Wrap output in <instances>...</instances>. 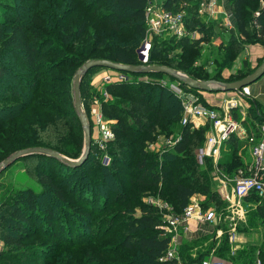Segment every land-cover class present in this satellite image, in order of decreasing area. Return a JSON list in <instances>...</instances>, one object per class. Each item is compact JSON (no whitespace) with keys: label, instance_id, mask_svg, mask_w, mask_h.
<instances>
[{"label":"trees","instance_id":"obj_1","mask_svg":"<svg viewBox=\"0 0 264 264\" xmlns=\"http://www.w3.org/2000/svg\"><path fill=\"white\" fill-rule=\"evenodd\" d=\"M14 1L15 4L4 8L11 18L0 20V55L1 53L15 55L26 77L22 73L19 74L12 71L13 69L0 65V156H6L21 148L32 147L52 150L61 156L71 158L73 155L70 148L62 145V142L58 140H71L74 137V143L81 144L79 123L70 104L66 108L58 109L46 102V99L50 101L51 98L41 90V83L46 81L44 75L54 69L64 68L68 64L82 63L79 58L65 54L66 49L82 41L90 53L100 57L95 60H106L121 65H138L135 49L139 43L135 47H132V44L135 39L141 41L144 38L143 11L147 0ZM199 1L201 0H162L160 5L163 10L170 12L184 10L185 19L188 22L186 27L190 30L197 27L199 33H206V27L202 23L198 24L196 20ZM184 3L186 4L183 5ZM229 6L235 32L231 31L228 43L226 46H221L224 53L235 56L247 44L258 42L264 45V0H230ZM98 8H103L105 11L96 12ZM77 12H81L82 17L72 18ZM206 38L208 36L203 39ZM168 39L169 41L159 37L152 38L148 63H157V66H164L174 71L177 68H184L187 64L192 65L193 60L197 59L202 38L192 41L186 38ZM170 41L174 45L169 47L167 42ZM174 51L178 54L169 56V53ZM2 59L5 58L2 57ZM243 65L247 67L245 63ZM93 69L95 68L89 71ZM191 72L189 70L184 73L193 80L208 79L201 76L202 73L199 71ZM246 72L250 73L251 70ZM127 75L129 78L126 81L106 86V92L113 99L100 104L102 116L115 121L112 126L115 138L107 151L111 157L109 163L128 166L129 163H124L122 157L134 160L132 163L134 179L130 178L132 181L127 182L126 191L128 192L126 194L108 192L113 196L112 204L120 207V210L115 212V215L107 217L108 220L104 222L106 227L103 229H101L102 222H99L96 236H90L88 234L89 215H84L79 221V228H76L78 226L72 220L75 212L67 211L63 207L66 202L62 191L56 187L49 174L44 171L35 172L36 175L33 176L38 185L53 197L50 205L54 202L64 208L62 211L65 210L64 218H60V221L55 218V212L50 208L46 210L40 223L45 225L42 232L48 233V237L56 240L58 237L56 231L65 230L64 234H67V238L64 242L60 241V244L67 249L110 242L108 247L98 248L99 263L89 264H103L102 258L121 261L111 264H199L207 257L223 264H255L254 260L264 264V241L261 248L256 250V254L253 247L230 252L224 230L219 240H213L211 235H207L181 242L176 252L179 262L175 259L158 262V259L168 250L171 236L163 234L158 229L162 225L161 213L140 200V196L147 189L148 192L151 188L157 189L158 196L162 200L172 203L174 214H180L194 196L204 197V201L200 204L203 211L210 207L221 211L223 203L216 190L210 189V184L213 182L211 160L205 158L203 165H199L195 157L196 150L205 141L204 132L207 126L209 128V124L205 122V129L194 130H190L189 123L181 126L179 140L166 150L164 153L166 158L162 157L159 161L153 160V157L145 150V146L153 143L158 136L167 137L172 134L169 126L172 123H180L181 107L178 100L164 89L165 87L146 84L143 80L134 79L136 75ZM149 76L161 75L149 74ZM242 78L244 77L233 75L227 81ZM154 85L157 88L152 87ZM187 90L191 93L196 91ZM42 96L43 101L42 98L40 99ZM30 117H33V123L24 124ZM232 118L235 119L233 115ZM261 124H250L251 133L255 138L258 137L257 127ZM72 132L74 136L70 135ZM133 134L138 135L135 145L128 140ZM24 140L27 143H24ZM239 148L233 135L223 143L221 154L225 150L227 152L216 163L220 174L232 176L234 173L242 172L243 176L249 175L247 172L249 165L245 166L242 162L238 155ZM98 153L100 152L90 147L87 158L78 167L65 166L54 159L39 155H34L28 160H31L32 164L41 163L43 167L62 165L71 172V179L76 177L74 183L76 185L80 180L86 179L92 170L104 169L98 165ZM132 184L135 186H131ZM75 199L77 202H80L78 199H82L83 202L80 204L87 208H90L95 200L94 198L91 204H88L85 198H80L76 193ZM245 199L257 203L252 211V218L248 220L249 224L256 227V223L252 221L256 219L264 221V207L260 205L264 203V196L250 195ZM36 200L37 195L31 190L23 194L11 193L1 196L0 239L8 249L18 251L21 249V241H27L29 237L35 235V231L29 226V221L32 220L35 223L38 221L35 215ZM96 211L95 215L105 214L108 207L100 205ZM122 218L123 222L119 224V227L124 232L122 237L117 238L116 234L111 233L117 229L114 222ZM77 229L79 231L85 229L84 234ZM24 232H28L31 236H24ZM80 234L82 238H79ZM88 251L84 253L83 258L89 262L91 259L88 257ZM129 253L136 255L131 256ZM23 254L22 256L25 257ZM34 255L35 258L27 257L30 263L36 260L41 264H61L64 257V253L58 252L57 246L45 256L37 253ZM17 262H20L19 257L0 253V264Z\"/></svg>","mask_w":264,"mask_h":264},{"label":"rangeland","instance_id":"obj_2","mask_svg":"<svg viewBox=\"0 0 264 264\" xmlns=\"http://www.w3.org/2000/svg\"><path fill=\"white\" fill-rule=\"evenodd\" d=\"M88 1V0H86ZM101 1V0H99ZM105 1V0H103ZM229 1L230 0H219V6H221L223 12L225 14H230V9H229ZM153 3H162V0H153ZM15 4L14 0H0V20L2 19H10L11 16L10 14L6 13L4 11V8L7 5H13ZM184 3L183 5H185ZM105 9L103 8H98L96 12H104ZM81 12H77L73 14L72 18L75 17H82ZM253 16V15H252ZM189 17V15H188ZM206 18H201L198 17L197 22L198 24L202 23L205 28V32L207 29V32L204 33H199L197 31V27L193 28L192 30L187 29V31L192 32V31H197L194 36V40L196 39H201V46L197 55V59L192 62V65H185L184 68H177L175 71L179 74L185 75L186 76V71L190 72L191 71H199L202 73L201 76L208 77L207 80H201V81H214V82H219V83H229V82H234V81H227L228 78L233 77V75H239L242 77H246L247 75L251 74L252 71L262 62H258L254 68H252L253 65L251 63H248L245 59L243 60L245 56V51L244 48L242 49L241 52L233 56L232 54H227L224 53L221 48V46H226L228 43V37H229V32L220 28L221 31H218L219 29L217 26L218 24H221V19L219 20H211V21H205L203 22ZM188 23L187 20L185 19V24ZM205 23V24H204ZM91 28V27H90ZM92 29V28H91ZM235 32V29L233 30ZM200 36V37H199ZM205 36L208 38H205ZM160 38V37H159ZM162 39H166L169 41L168 38H170L168 35L163 34ZM205 40V41H204ZM142 41V40H141ZM139 39H135L134 43L132 44V47H135L138 43L140 44L141 42ZM150 43H152V38H149ZM208 41V42H207ZM220 42V43H219ZM83 43V46L81 44ZM82 43L75 44L72 46L70 49H66L65 54L71 57H77L80 60H82V63L80 62L79 64H68L64 68H58L54 69L53 71H50L44 77H46V81L41 83V90L45 92L51 99L50 101L46 99V102L51 103L52 106H55L58 109H63L66 108L68 104L71 105L72 107V83H73V78L76 73V71L88 60H95L98 57L97 54L95 53H90L88 47H86L84 41ZM138 44V45H139ZM168 46H173L174 43L167 42ZM178 54L177 51H174L173 53H169V56ZM176 56V55H175ZM4 57L5 59H2ZM85 60V62L83 61ZM226 61V62H224ZM246 64L247 67H244L243 64ZM157 63L153 64H147L146 66H157ZM162 64V63H161ZM160 64V65H161ZM0 65L13 69L12 71L18 72L19 74L22 73L24 77H26V73L21 70V63L18 60V58L13 55V54H3L1 53L0 55ZM247 70H251L250 73H247ZM185 72V73H184ZM192 73V72H191ZM108 74V71L106 69H93L86 73L80 80L79 86H78V96H79V101H80V106L83 114L85 115L86 121L88 123V129L90 133V147L95 148L98 152V165L102 169H95L92 170L89 173V176L86 179H82L78 182V184H74L76 181V177L71 179V172L66 169L65 167L63 168L62 165L58 166L56 165H51L50 167L46 166H41V163L37 164H32L31 160H28L29 158H32V156H26L23 158H20L18 160H15L12 164H10L8 167H6L4 170L0 172V199L1 196L3 195H8L11 193L14 194H23L27 190H31L33 193L37 195V200H36V209L37 211L35 212L36 217H38V221L35 223L32 220L29 221V226L32 230L35 231V235L32 237L28 232H24V236H28L29 239L27 241H21L20 247L18 251H14L12 249H8L4 242L0 239V253H5V254H13L17 257H19L20 262L14 263V264H41L40 261L34 260V262L30 263L28 261L29 258H35L34 254H39L40 256H45L46 253H51L53 251V248L55 246L58 247V252L64 253V257L61 264H89V263H97L100 261L97 257V250L98 248L102 247H108L110 242H105V243H99L97 245H89L87 247H78L76 249H67L65 247H61L60 241L64 242L67 238V234L65 230L63 231H56L57 232V239L53 240L50 237H48V233H44L45 225L44 223L40 225L42 221V216L45 213L46 210H49V208L55 212L54 216L57 220L60 221V218H64V212L65 210L67 211H72L74 213L72 220L75 222L76 226H78L80 223V219L83 218L84 215H89L90 218V226L88 228V234L90 236H96L95 232L97 230V225L99 222H102V228L106 227V224L104 222L108 220L107 217H110L115 215V212H118L120 210V207H116L114 204H112V197L110 193L108 192H114V193H124L126 194L128 191V180H131L130 178L134 179V175L132 173V166H133V159H130L129 157H122L123 162L129 163L128 166H122V165H111L110 162V156L107 153L109 150L110 143L114 140L115 134L112 131V126L114 125L115 121L112 118H105L102 116L101 110H100V104L101 102H110L112 101V96L109 95L105 88L108 86L103 81V77ZM109 74H111L109 72ZM200 76V75H199ZM218 77V78H217ZM134 79L137 80H143L146 84L152 85L156 84L158 87H165L169 93H171L179 102V106L181 107V114H182V102L184 101L183 98H178L174 89V86L176 88H181L184 92L188 91L187 87L182 85L181 83L176 82L175 80H172L171 78L161 75L159 77H152V76H145V75H136ZM233 79V78H231ZM51 80V81H50ZM237 81V80H235ZM8 84V83H7ZM8 86H15V85H8ZM155 85L152 86L154 88H157ZM244 89V88H242ZM240 89L239 91H241ZM196 98H194L199 104L215 109L217 112L226 113L227 111V102H232L233 100V92H222L220 90H215L212 89L208 92H201V91H195L192 93ZM236 95V94H235ZM224 97V98H222ZM42 98L43 101V96L40 97ZM232 117L233 115V109H230L229 113ZM33 123V117H30L24 124L31 125ZM190 124V130L194 129H205L204 124H201L200 122L193 121L189 122ZM99 126L104 127L109 134L111 135V138H107L106 140H102L100 135V130ZM181 123H172L169 126V130H171V135L167 137H162L158 136L155 138L153 143L148 144L145 146V150L150 154V156L153 157V160L159 161L162 159V157L166 158L164 156V153L168 148H164V144L166 141H175L179 140V132ZM80 127V126H79ZM206 132L204 136L205 139L208 135L209 128L205 129ZM81 132V144L76 145L74 143L75 139L69 140H58V142H62V145H65L66 147L70 148V152L73 155L71 158H67L70 160H76L78 156L82 152L83 148V135L82 131L80 128ZM71 136H74V133L72 132L70 134ZM136 137L138 135L133 134L129 140V142H132L133 145L136 143ZM128 140L126 142H128ZM68 141V142H67ZM24 143H27L24 140ZM100 144L102 145V148H100ZM89 147V148H90ZM32 147L29 148H21L17 151L14 152H20L24 151L27 149H31ZM170 148V147H169ZM79 150V151H78ZM197 151V150H196ZM12 153H9L8 155H3L0 156V163L5 160L8 156H10ZM79 152V153H78ZM227 152L225 150L221 154V149H220V154L218 160L221 158V156ZM64 157V156H63ZM196 157V155H195ZM66 158V157H65ZM224 159V158H223ZM244 161L248 162L249 157H244ZM204 162V160H203ZM203 162L201 165H203ZM62 164V163H61ZM64 165V164H63ZM109 167V169H105V167ZM216 169L219 168L216 167ZM228 169V168H227ZM45 172L50 175L52 181L58 187L64 196L66 205L63 206L66 208L64 211H62L64 208L60 207L59 204L54 203L53 205H50V201L52 200L53 197H51V194L49 192L44 191L39 185L36 180V178L33 175H36L35 172ZM231 175V172L229 173ZM213 176V173L211 174ZM233 176V174H232ZM231 178V177H230ZM232 179V178H231ZM132 181V180H131ZM213 181V177H212ZM80 183V184H79ZM131 186H135L132 184ZM218 187L214 182L210 184V189L214 190ZM230 186H227V189H229ZM150 192H148V189L146 192L141 195L142 201H146L147 199L149 202L154 203L156 202L158 205H164L166 204L169 206L171 213H173V205L170 202H166L158 196L159 194L157 193V189H150ZM226 191V190H225ZM75 193L80 196V198H85L88 204H91L90 202L93 200L92 206L90 208H87L85 206H82L80 202H83L82 199L77 202L75 199ZM167 195V192H166ZM82 196V197H81ZM169 197V195H167ZM97 200V201H96ZM54 201V199H53ZM204 201L203 196H194V199L191 200L189 203H191L190 206H196L193 204H199ZM260 202V201H259ZM264 202V201H263ZM87 204V205H88ZM257 203L253 202L251 200H241L239 202H234L233 203V209H236L238 214L240 216L234 217L233 223L229 221V217L227 216L228 213L223 214L220 218L219 221V227L223 230H233L235 232H240L244 233L246 236L244 237V245L240 246L239 249H248L250 247L255 248L254 254H256V250H259L263 244L264 241V221L261 219H256V221H252L253 223H256V227L254 225L249 224V219L252 218L253 214V209L255 208V205ZM100 205H103L105 207H108V211L105 214L101 215H95L94 213H97V209ZM226 207L223 204V208L228 207V203H226ZM261 206L264 207V203L260 204ZM114 206V207H113ZM112 208V209H111ZM92 209V210H91ZM201 209V208H200ZM211 209V207L209 208ZM202 210V209H201ZM213 210V209H212ZM203 211V210H202ZM205 211V210H204ZM215 212V210H213ZM137 213V212H136ZM81 216V217H80ZM72 217V216H69ZM107 218V219H106ZM113 218V217H112ZM123 222L122 219H118L114 222V225H117V229L112 232L111 234H116L117 238L122 237L123 234V229H120V223ZM76 228H79L76 227ZM66 229V227H65ZM78 230V229H77ZM81 231L78 230V232H85V229H80ZM83 230V231H82ZM98 234V233H97ZM70 234L68 235V237ZM81 236L79 238H82ZM69 240V239H67ZM87 248V249H86ZM88 251V257L91 259V261H86V258H83L84 253ZM22 253L25 257L22 256ZM96 254V255H95ZM131 256H135L136 254L134 253H129ZM29 257V258H27ZM208 259V258H207ZM213 260V258H210ZM215 260V259H214ZM259 262L258 260H256ZM254 260V262H256ZM119 263L121 262L119 259L112 260L109 258H102L101 263L103 264H111V263ZM99 263V262H98ZM260 264V263H259Z\"/></svg>","mask_w":264,"mask_h":264},{"label":"built area","instance_id":"obj_3","mask_svg":"<svg viewBox=\"0 0 264 264\" xmlns=\"http://www.w3.org/2000/svg\"><path fill=\"white\" fill-rule=\"evenodd\" d=\"M219 0H201L197 4L196 15L197 17L206 18L204 20H218L221 19L222 27L230 29L231 15L225 14L219 6ZM144 22V38L135 49L136 59L139 62L138 65L146 66L148 64V54L150 51L151 43L149 38L162 37L163 34L168 35L170 38L180 40L183 38L192 41L197 31L189 32L186 29L185 24V11L180 10L176 12H170L163 10L161 5L153 3V0H147L146 6L143 11ZM205 24V23H204ZM198 33V32H197ZM200 37V36H199ZM108 74L103 77V81L106 84H114L117 82L126 81L129 75L109 70ZM109 72L111 74H109ZM176 95L178 98H183L182 102V114L180 118L181 125H185L189 122L203 120L209 124L208 135L203 145L196 151V161L199 165L202 164L205 158H209L212 162L213 178L217 183L219 193L225 207L234 202H239L249 197L250 195H256L257 197L264 196V124L258 126L259 138L255 141L250 149L251 163L248 166V176H243L242 172H237L236 176L227 177L225 174H220L216 169V163L219 158L220 149L223 143L231 136L236 134L239 126L235 120L231 117L230 109H233L232 102H227L226 113H219L215 109L203 106L199 104L192 95L191 92H184L181 88L174 86ZM244 90V89H243ZM241 92V91H240ZM242 93V92H241ZM240 96V95H238ZM100 135L102 140L111 138L109 132L102 126H99ZM178 140L166 141L164 148H171ZM102 148V145L99 146ZM227 186H230L227 189ZM226 190V191H225ZM147 205H151L156 208L162 216V225L159 226V230L163 234L173 235L177 228H186L188 221L195 220L199 223L211 224L214 222L215 213L211 210L202 211L199 205L188 206L183 209L180 214L171 213L169 206L166 204L158 205L156 202L151 203L147 199L143 201ZM227 207V208H228ZM171 239V237H170ZM176 259V253L174 246H169L168 250L163 254L158 262L169 261ZM199 264H223L217 260L203 259ZM259 264V262H255Z\"/></svg>","mask_w":264,"mask_h":264},{"label":"crops","instance_id":"obj_4","mask_svg":"<svg viewBox=\"0 0 264 264\" xmlns=\"http://www.w3.org/2000/svg\"><path fill=\"white\" fill-rule=\"evenodd\" d=\"M219 20V19H218ZM205 22L206 20H202ZM211 21V20H209ZM221 24H218V31H221L220 28L228 31L229 33L234 30L233 20L230 19V29H226L222 27ZM230 38V34L228 37V40ZM220 43V42H219ZM202 45V44H201ZM245 56L243 60L245 59L248 63H251L252 68L258 63L261 62L264 58V45L261 43H253V44H247L244 46ZM253 72V71H252ZM242 92V93H241ZM241 92L239 91L240 96L235 95L233 92V116L235 117V121L237 122L239 128L233 136L236 138V143L240 146L238 155H240L242 162L246 165H250L251 163V157H250V149L255 141L259 138V133L257 130V138L254 137V134L251 133L252 127H250V124L256 125L257 123L264 124V74L261 75L260 78H258L256 81L248 85L247 87L242 89ZM224 98V97H222ZM197 122H200L201 124H204L205 122L203 120H199ZM258 128V127H257ZM249 157V161L245 162L244 157ZM227 177H235L236 173L233 174V176ZM213 182L217 185L216 181L213 178ZM218 187H216L217 192ZM218 197L222 201L219 193L217 192ZM194 197L190 199L193 200ZM224 204V202L222 201ZM190 204V203H189ZM199 203V208L200 207ZM207 210H215L206 209ZM214 212V211H213ZM215 219L214 222L211 224H205V223H199L195 220H190L187 223L186 228L179 227L176 229V231L171 235L170 239V246H174L175 253L177 252L178 245L183 241H191L197 238H202L207 235H211L213 240H219V238L223 234V230L219 227V221L223 214L228 213L229 221L233 223L234 217L240 216L236 211V209H233V206L230 204L228 208H223L221 211L215 210ZM226 231L227 235V243L230 246V252H233L235 250H238L240 246L244 245L246 240L244 241V237L246 236L244 233L235 232L233 230H224ZM232 254V253H231ZM210 259V257H207ZM176 259L179 262V256H177L176 253ZM214 260V259H213Z\"/></svg>","mask_w":264,"mask_h":264},{"label":"water","instance_id":"obj_5","mask_svg":"<svg viewBox=\"0 0 264 264\" xmlns=\"http://www.w3.org/2000/svg\"><path fill=\"white\" fill-rule=\"evenodd\" d=\"M92 68L109 69L124 74L133 75H149V74H160L165 75L178 83H181L185 87L201 91L208 92L212 89L220 90L222 92H237L242 88L247 87L261 75L264 74V58L262 62L254 69V71L247 75L246 77L229 83H219L214 81H199L193 80L185 75L179 74L176 71L164 67V66H144V65H121L117 63H112L106 60H88L86 61L75 73L72 83V108L77 117L79 126L83 135V148L80 156L76 160L67 159L55 151L42 149V148H31L20 152H14L8 156L5 160L0 163V172L12 164L15 160L20 158L39 155L46 158L54 159L65 166L78 167L80 166L88 156L90 147V133L88 129V123L86 121L85 115L83 114L80 106L79 96H78V86L81 78Z\"/></svg>","mask_w":264,"mask_h":264},{"label":"bare ground","instance_id":"obj_6","mask_svg":"<svg viewBox=\"0 0 264 264\" xmlns=\"http://www.w3.org/2000/svg\"><path fill=\"white\" fill-rule=\"evenodd\" d=\"M236 95H238L239 94V91H237V92H234Z\"/></svg>","mask_w":264,"mask_h":264}]
</instances>
